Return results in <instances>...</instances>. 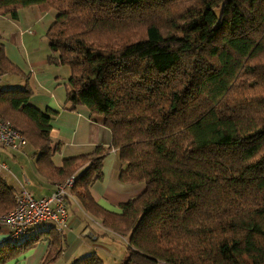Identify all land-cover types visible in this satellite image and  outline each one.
Returning <instances> with one entry per match:
<instances>
[{"label":"trees","instance_id":"1","mask_svg":"<svg viewBox=\"0 0 264 264\" xmlns=\"http://www.w3.org/2000/svg\"><path fill=\"white\" fill-rule=\"evenodd\" d=\"M55 10L48 60L70 69L66 104L82 105L111 131L109 147L51 157L52 111L32 90L0 86V115L20 130L37 172L126 240L121 264H264V0H0V15ZM23 75L0 44V75ZM115 149L119 180L144 190L101 206L91 187ZM15 188L0 174V215ZM48 240L54 264L63 238L53 226L0 244V264ZM74 264H104L91 253Z\"/></svg>","mask_w":264,"mask_h":264},{"label":"crops","instance_id":"2","mask_svg":"<svg viewBox=\"0 0 264 264\" xmlns=\"http://www.w3.org/2000/svg\"><path fill=\"white\" fill-rule=\"evenodd\" d=\"M56 11H41L38 6H30L18 11L17 17L0 15V44L4 45L8 59L23 75L2 74V88H20L27 85L32 90L29 103L42 111H52L50 136L54 143H61V149L51 159L61 166L65 158L89 153L96 146L111 145V131L103 124L100 116L91 115L82 105L71 108L66 104L70 69L66 65H55L48 58L51 55L46 32L54 22ZM0 157L13 161L15 173L8 166L2 174L17 191L24 186L36 197L50 194L57 184L41 176L35 165L36 156L30 144L18 152L0 148ZM18 163V164H17ZM19 166V167H18ZM125 164L111 149L102 162V177L96 180L91 193L104 208L120 212V204L139 195L143 184H126L119 180V173ZM5 173V172H3ZM70 191V188L68 189ZM67 227L60 233L63 238V252L54 264H74L81 257L96 253L107 264L114 259L121 264L126 255L119 252V241L125 238L104 227L101 221L87 213L72 195L66 199ZM50 225L33 227L29 235L46 230ZM6 231L0 228V244ZM48 240L42 239L33 248L19 257L2 264H40L46 255Z\"/></svg>","mask_w":264,"mask_h":264},{"label":"built area","instance_id":"3","mask_svg":"<svg viewBox=\"0 0 264 264\" xmlns=\"http://www.w3.org/2000/svg\"><path fill=\"white\" fill-rule=\"evenodd\" d=\"M27 140L9 120L0 115V148L12 152L21 151ZM8 170L6 162L0 157V174ZM75 182L74 176L68 177L48 195L36 197L31 191L21 186L14 193V207L0 215V228L6 231L1 244H15L24 240L33 227L41 224L53 226L58 231L67 227L66 199L68 190Z\"/></svg>","mask_w":264,"mask_h":264},{"label":"rangeland","instance_id":"4","mask_svg":"<svg viewBox=\"0 0 264 264\" xmlns=\"http://www.w3.org/2000/svg\"><path fill=\"white\" fill-rule=\"evenodd\" d=\"M0 86L4 87V82H2V80L0 81ZM6 160H7L6 162H7L8 166L11 167L10 169L12 170V172L15 173V168L13 167V161H11L9 158L6 159ZM2 174H11V173L5 171V173H2ZM9 183L12 184V182H9ZM125 248H126L125 247V243L124 242L122 243V241L120 240L119 241V246H117V249L119 250V252H122V254L125 255ZM106 263L107 264H117V262H115L114 259H108Z\"/></svg>","mask_w":264,"mask_h":264}]
</instances>
